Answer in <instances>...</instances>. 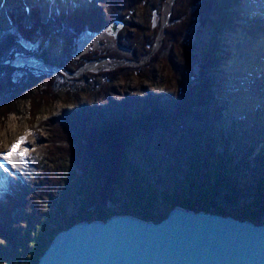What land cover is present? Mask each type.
<instances>
[{
	"label": "rangeland",
	"instance_id": "1",
	"mask_svg": "<svg viewBox=\"0 0 264 264\" xmlns=\"http://www.w3.org/2000/svg\"><path fill=\"white\" fill-rule=\"evenodd\" d=\"M92 1L53 0L51 2H57L60 6L65 5V7L74 9V7L80 6L92 7ZM161 1L134 0L136 3L134 9L128 13L124 12V17L120 15L121 18H119L115 14L107 24L108 16L103 14L106 26L100 31L91 33L86 30L80 35L73 32L79 38L75 41L76 50L73 52L76 59L88 58V56L94 58L101 53L114 54V59L107 58L94 64L89 63L75 77L68 76L72 82L77 81L68 95L70 97L78 90L83 91L84 88L89 90L94 86H96V91L110 89L112 105L107 108L101 101H98L97 105L100 106L102 114L95 123L100 125L104 123L119 124L122 121H128L127 126L131 129L146 124V127L139 128L142 133L139 140L145 145L150 143L156 146L158 141L162 140L160 136L167 133L163 145L166 150H158L154 146L151 149L154 159L157 160L156 166L161 180L160 184L155 185L151 178V183L158 190L166 188L170 192H183L182 190L189 188V181L196 179L199 184H205V189L209 184L217 186L218 192L222 194L223 188L217 185L215 168L209 163L219 165L226 158H231V164L227 167L224 165L217 173L221 180L224 176L239 175L237 183L238 193H240L239 201L237 206L233 207L224 203L222 198H218L216 205L222 208L223 214L233 213L236 217L241 218L240 212L252 206L257 200V195L262 194L261 190L254 191L253 187L257 181L264 179V115H259L258 108L250 101V96L248 94L244 96L246 92L241 91L238 84L239 79L233 72V63L242 60V56L246 54L247 45L264 33V0H226L223 8L221 6V19L218 21H221L222 25L219 28L217 26L216 29L209 27L202 30L197 21L194 22L195 26L190 21L191 29L182 47L183 53L179 49L169 46L168 42L166 45L168 49L165 53L163 52L165 46L163 41L167 37L165 33L176 24L181 13L178 14L175 9L177 0H165L166 2L161 5L160 9L158 7L157 10H152L153 5L159 6ZM37 3H42L46 8L45 22L54 17V10H48L50 0H0V14L8 7L16 12H21L28 9V6ZM97 7L101 10L98 5ZM146 19H150L151 24L153 23L151 30L145 22ZM116 22L122 23L123 27L114 37L110 29ZM4 23L3 28H0V36L11 29L7 18ZM152 33H154L153 36L156 34L157 38L153 43L152 37L147 45L148 37L151 38ZM63 34H66L65 30L53 38V45L45 56L47 63L40 61L37 56H19L18 60L12 63L18 66H33L40 71L57 74L56 67L65 48ZM138 35H140V39L135 41ZM214 42H216L214 52L218 54L217 57L220 60L215 72V77L219 82L216 90L219 97L214 101V109L219 108L221 111L215 114L217 122L211 127V148L208 151L206 146L209 141L206 138L203 144L204 151L197 159L195 152H199V146L194 145L196 142L192 145V138L188 137L189 133L185 132L182 126L173 134L172 130L177 127L167 115L156 114L153 119H149V122L139 124L142 116L138 112L122 106L125 98L134 97L154 100L160 104L168 103L169 98L173 97L176 92L184 89L187 91L188 83L198 72L196 57L199 53L201 56L207 53L204 51L206 46H210ZM25 44L30 46L26 42ZM143 44H145L144 47ZM29 50L38 54L43 53L38 45ZM160 53L167 60L166 64L160 62V58H158ZM120 71L121 76L115 80L107 79V76H104L103 79L98 77L101 74ZM58 95L61 97L60 100L38 112L30 101H22L14 109L15 112L9 115L3 109L0 110V153L10 150L20 137H26L21 150L28 149L19 164H3V167L0 168L2 182L13 180L11 175L22 181L26 187V192L22 197L28 202L25 215L17 217L10 225L15 229V240H10L8 235L0 230V260L6 263L11 262V257H15L17 252H27L29 255L34 251V243H30L27 250L24 248V243L34 241L41 233L38 225H43L44 221L48 224L50 229L43 234L46 240L52 230L59 227L62 222L59 207L71 193L70 190L75 182L73 179L70 180V176L75 173L77 176L80 174L74 164V158L71 156L74 148L72 145H65L61 161L58 158L55 159L62 147L56 141L64 136L66 139V135H62L58 131L60 123L58 121V123H52L55 118L61 116L66 105L64 102L66 100L65 89L58 90ZM85 101V95H81L80 104L83 105ZM188 126L199 129L203 125L200 121L189 120ZM94 127L91 126V128ZM88 134L90 133L88 132ZM130 157L129 160H132L133 164L143 166V163L137 158L133 160ZM204 162H208V164L202 165ZM142 168L150 171L144 166ZM48 170L53 174L50 173L47 175L48 177H44V182L41 184L40 176ZM209 172L213 173L212 179H208L206 176ZM231 179L233 180V178ZM66 181L70 188L64 190L62 186ZM73 200L64 211L63 217L65 215V218L66 216L70 218L77 214L78 198L74 196ZM174 207L175 205L171 203L160 202L154 208L152 221L158 222L162 216H167ZM211 211L217 213L214 209ZM258 213L257 211V216L253 221L264 223V216H260Z\"/></svg>",
	"mask_w": 264,
	"mask_h": 264
},
{
	"label": "trees",
	"instance_id": "2",
	"mask_svg": "<svg viewBox=\"0 0 264 264\" xmlns=\"http://www.w3.org/2000/svg\"><path fill=\"white\" fill-rule=\"evenodd\" d=\"M225 1L177 0L175 9L181 15L178 17L176 24L165 33L167 37L163 41L165 45L163 52L167 51L166 45L168 42L170 43L169 46L177 48L183 53L182 47L191 29L190 21L193 26H195L194 22L197 21L202 30L209 27L216 29L217 26L219 28L222 25L221 21L218 22L221 19L220 13H222L220 9L221 6L223 8ZM165 2V0H162L159 6L154 4L152 10H157L158 7L160 9ZM91 4L92 7L89 6L88 8L69 9L61 8L57 3H54L51 5V9L57 7V11L54 13V17L47 22L44 21L45 7L43 5H35L21 12H16L9 7L6 10L11 29L0 36V110L3 109L9 115L15 112L14 109L22 101H30L37 108L36 112H38L60 100L58 90L65 89V108L62 110L61 116L52 121L53 124L59 122L60 127L58 129L60 130L58 131L62 135H66V139H64V136V138L60 137L61 139L56 141L62 147L60 152L56 154L55 159L58 158L61 161L65 145H72L74 148L71 156L74 158V164L80 174L77 176L75 173L70 176V180L73 179L75 182L70 190L71 193L59 207V215L62 217L59 227L52 230L46 240L43 234L47 233L50 228L44 221L43 225H38L41 233L36 239L24 243L26 250L30 243H34L35 249L33 252L29 255L27 252H17L18 254L15 257H11V262L6 263L0 260V264H38L39 259L49 247L54 236L59 231L68 229L80 221H107L118 214L132 215L152 221L154 208L162 201L192 211L208 212L214 209L217 213H224L222 208L216 205V199L218 198H222L223 202L229 206L234 207L238 204L240 196L237 189L239 175L235 177H231V175L224 176L221 180L217 173L224 165L227 167L231 164V158H226L219 165L209 163L210 166L215 168L214 172L216 171V173L214 174H217V185L223 188L222 194L218 192L217 186L216 188L209 184L205 189V184H199L196 179L190 180L189 188L182 190L183 192H170L166 188L158 190L151 183V178L155 185L161 182L156 166L157 160L154 159L155 157L151 152L154 144L147 143L148 145H145L139 140L142 137L139 128L147 126L141 123L149 122V119H153L154 115L163 113L177 127L172 130L173 134L182 126L185 132L189 133L188 137L192 138V145L196 142L194 145L199 146V152H195L197 159L200 153L204 151L203 144L206 138L209 141L206 147L208 151L210 150L211 127L217 122L215 114L221 111L219 108L214 109V101L219 97L218 91H216L219 82L215 77V72L220 60L217 57L218 54L214 52L216 42L206 46L207 48L204 51L207 53L202 56L199 53L196 57L198 72L197 75H193V81L191 80L188 83L189 89L176 92L173 97L169 98L168 103L160 104L154 100L149 101L137 97L125 98L122 107L138 112L142 116L139 123L142 126L131 129L127 126L128 121H122L119 124L104 123L100 125L95 123L102 114L97 103L101 101L104 106L110 107L112 105L111 90L106 88L96 91V86H94L89 90L85 88L83 91L78 90L69 97L68 94L73 90L77 81L72 82L68 76L75 77L89 63L94 64L107 58L114 59V54L101 53L94 58L89 56L83 58L87 60L76 59L73 52L76 50L75 41L79 38L73 32L77 35L86 30L96 33L106 26V22L103 21V14L108 16V24L115 14L121 18L120 15L123 16L124 12H131L136 3L134 0H93ZM145 22L151 30L153 27L151 20L146 19ZM64 30L66 31V34H63L65 48L56 67L57 74L40 71L33 66H18L12 63L17 61L19 56H37L40 61L47 63L45 56L53 45V38L63 33ZM140 35L137 36L138 38L135 41L140 39ZM153 35L154 33H152L151 38L148 37L147 45L152 37V42H155L157 35ZM25 42L30 46H27ZM35 45H38L43 52L42 54L29 50ZM144 46L145 44H143ZM162 53L159 54L158 58H160V62L166 64L167 60L164 55L162 56ZM121 74L120 71L118 73L101 74L98 77L103 79L104 76H107V79L115 80ZM81 95H85L86 98L83 105L80 104ZM71 106L75 108H68ZM189 120L200 121L203 126L199 129L190 127L188 126ZM91 126L95 127L91 128ZM160 138L162 140L158 141L154 147L158 150H166L163 145L167 133L162 134ZM169 151L171 150L169 149ZM129 156L133 160L137 158L150 171L144 170L143 166L133 164V161L129 160ZM53 163L55 164V162ZM205 164H208V162H204L202 165ZM36 167L38 169V166ZM50 173L53 174L48 170L45 174H41L39 179L41 184L44 182L43 178ZM212 175L213 173L209 172L206 176L208 179H212ZM11 177L13 180L0 181V230L7 234L10 240H15V229L10 225L17 217L20 218L25 215L28 202L22 197L26 192V187L22 181L14 178L13 175ZM255 184L254 191L261 190L262 194L257 195V200L252 206L240 212L241 219L254 220L257 211L260 216H264V179L257 181ZM68 185V181H66L62 186L63 189L70 188ZM74 196L78 198L79 203L77 214L65 218V215L63 217L64 211H66ZM228 214L234 215L233 213ZM165 217L162 216L159 221Z\"/></svg>",
	"mask_w": 264,
	"mask_h": 264
},
{
	"label": "water",
	"instance_id": "3",
	"mask_svg": "<svg viewBox=\"0 0 264 264\" xmlns=\"http://www.w3.org/2000/svg\"><path fill=\"white\" fill-rule=\"evenodd\" d=\"M38 264H264V223L179 206L158 222L80 221L54 236Z\"/></svg>",
	"mask_w": 264,
	"mask_h": 264
},
{
	"label": "bare ground",
	"instance_id": "4",
	"mask_svg": "<svg viewBox=\"0 0 264 264\" xmlns=\"http://www.w3.org/2000/svg\"><path fill=\"white\" fill-rule=\"evenodd\" d=\"M3 12L0 14V28L5 25L6 10L4 9ZM245 53L242 60L233 63V72L239 79L238 84L241 91L246 92L244 96L247 94L250 96V101L254 103V106L258 108L259 115L262 116L264 115V33L247 45ZM21 159L22 157L19 155L13 156L10 161L0 158V165L19 164Z\"/></svg>",
	"mask_w": 264,
	"mask_h": 264
},
{
	"label": "snow or ice",
	"instance_id": "5",
	"mask_svg": "<svg viewBox=\"0 0 264 264\" xmlns=\"http://www.w3.org/2000/svg\"><path fill=\"white\" fill-rule=\"evenodd\" d=\"M26 137H20V139L14 143L10 150H8L6 153H0V158H2L5 161H10L13 156L19 155L20 157H24L26 153L28 152L27 148H24L21 150V146L25 143ZM3 165H0V168H2Z\"/></svg>",
	"mask_w": 264,
	"mask_h": 264
}]
</instances>
